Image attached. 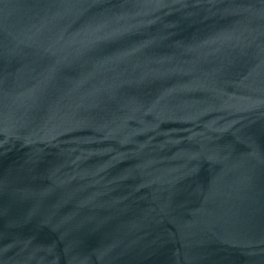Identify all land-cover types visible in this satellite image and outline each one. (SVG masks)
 <instances>
[{
	"label": "water",
	"instance_id": "obj_1",
	"mask_svg": "<svg viewBox=\"0 0 264 264\" xmlns=\"http://www.w3.org/2000/svg\"><path fill=\"white\" fill-rule=\"evenodd\" d=\"M0 264H264V0H0Z\"/></svg>",
	"mask_w": 264,
	"mask_h": 264
}]
</instances>
